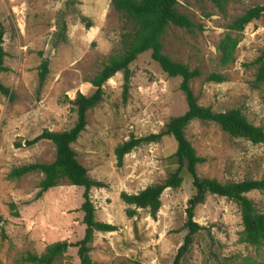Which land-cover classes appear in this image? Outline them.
Wrapping results in <instances>:
<instances>
[{"label": "rangeland", "instance_id": "obj_1", "mask_svg": "<svg viewBox=\"0 0 264 264\" xmlns=\"http://www.w3.org/2000/svg\"><path fill=\"white\" fill-rule=\"evenodd\" d=\"M113 0H0V25L4 28V65L0 81L11 95L0 92V264H32L28 254H42L59 241L83 238V188L60 179L58 185L36 200L42 173L13 179L14 168L33 163H52L56 147L49 141L28 146L43 130L63 132L77 119L71 101L79 93L91 95L90 83L113 57L123 50L125 19ZM264 0H228L221 12L210 0H180L179 12L196 25L194 31L170 26L163 36V52L172 60L199 69L201 76L191 88L201 106L213 112L240 109L255 126L264 129V85L256 84L264 53V15L239 34L229 25ZM66 25V30L63 25ZM226 34L239 35L235 62L221 64L218 45ZM50 73L39 89L42 58ZM134 72L129 99L124 102L123 73L104 85V98L87 113V127L73 144L78 160L95 181L108 184L91 192L96 219L118 226L115 232H97L91 258L100 264H173L188 230L186 209L195 194L186 177L178 189H167L162 207L153 218L149 209L127 216L133 206L120 194H135L161 184L175 170L171 160L173 142L140 146L118 167L116 147L132 136L144 137L163 131L168 122L187 110L180 78H169L151 59L140 55L130 66ZM212 73L223 75L222 83L208 81ZM187 139L206 162L197 167L202 178L223 183L264 179V145L224 132L215 123L195 120L185 129ZM21 145V146H19ZM247 196L264 212V191ZM15 204V208L11 205ZM204 228L181 264H256L264 260V246L242 241L239 205L226 197L208 195L195 211ZM2 226L5 231H3ZM5 232V237L3 233ZM54 264H81L76 248Z\"/></svg>", "mask_w": 264, "mask_h": 264}, {"label": "trees", "instance_id": "obj_2", "mask_svg": "<svg viewBox=\"0 0 264 264\" xmlns=\"http://www.w3.org/2000/svg\"><path fill=\"white\" fill-rule=\"evenodd\" d=\"M180 0H113L114 8L123 14L125 19V32L122 35L123 50L113 57L96 77L90 81L95 91L91 95L79 93L71 101L72 111H76L75 125L63 132L43 130L32 140L27 141L28 146L36 145L41 141H49L56 147V158L52 163H33L14 168L10 174L13 179H20L31 173H42L44 178L39 184V192L35 199L39 200L49 190L58 185L60 179H67L76 187L83 188V224L84 236L76 242L59 241L50 244L44 253L28 254L26 261L32 264H54L57 258L66 254L71 248H76L81 264H100L91 258V244L96 233H109L118 230V226L101 222L96 219V207L91 192L94 188H105L108 184L93 180L87 168L80 163L78 155L73 149L81 134L87 127V113L95 108L104 98V85L116 74L123 73V101L130 96L131 82L134 72L130 66L137 58L150 52L151 59L156 62L169 78H180V90L185 96L187 110L184 114L173 117L165 129L159 133L144 137L132 136L120 143L116 149L118 167H122L125 157L136 148L151 144L170 141L173 142L171 160L175 163V170L169 174L165 182L151 185L142 191L130 194L122 192L121 200L133 206L127 210L129 218L134 217L139 209H149L153 218L162 207V195L167 189H178L184 179H192L195 194L188 200L186 209L188 230L184 243L179 248L173 264H181L185 255L194 243V236L204 228L195 220L197 207L205 202L208 195L226 197L235 201L241 211L243 232L241 239L254 247L264 246V212H259L255 203L247 194L252 191H264V179L243 180L239 182L223 183L215 178H202L198 175L197 167L206 162V158L198 155L193 144L187 139L185 129L193 121L211 122L219 125L221 129L233 137L246 139L253 144L264 145V129L252 124L240 109H231L225 112H213L211 108L201 106L195 96L191 82L201 76L199 69H191L188 65L172 60L163 52V36L170 26H176L194 31L197 25L185 14L179 12L177 6ZM221 12H226L228 0H210ZM264 15V6H255L247 10L241 17L234 20L229 29L237 34L243 32L247 25ZM66 30V25H63ZM4 28L0 25V73L9 69L4 65L6 51L4 50ZM239 35L226 34L218 45L221 64L228 66L235 62V53L240 44ZM42 62L39 66V89H42L50 73V62L40 51ZM253 64L258 66L256 84L264 85V53ZM226 78L218 73H212L208 81L222 83ZM0 92L11 95V90L0 81ZM21 146V145H19ZM15 208V204L11 205ZM4 218L0 215V224ZM3 231H5L2 226ZM5 237V232L3 233ZM256 264H264V260Z\"/></svg>", "mask_w": 264, "mask_h": 264}]
</instances>
